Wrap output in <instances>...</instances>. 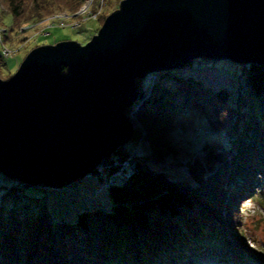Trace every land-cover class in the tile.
Segmentation results:
<instances>
[{
  "label": "trees",
  "instance_id": "1",
  "mask_svg": "<svg viewBox=\"0 0 264 264\" xmlns=\"http://www.w3.org/2000/svg\"><path fill=\"white\" fill-rule=\"evenodd\" d=\"M85 1L0 0V11L17 23L60 8L74 12ZM99 1L95 0L93 9ZM105 16L99 17L100 25ZM2 62L0 55V76ZM244 65L250 94L261 106L260 116L248 113L244 103L234 102L230 88L212 87L181 68L150 73L155 75L153 82L144 86V78H137L142 101L135 113L146 130L149 152L135 157L121 181L108 184L109 207L94 205L79 210L73 219H53L44 190L37 195L13 188L24 200L21 206L12 205L5 211L0 205V264H149L153 260L179 264L190 255L199 256L205 247L212 251H205L195 263L239 259L230 251L237 246L229 243L223 248V227L240 225L242 196L254 191L253 175L264 174V65ZM165 79L173 84H164ZM186 109L203 115L211 133L222 131L228 141H205L199 155L186 161L192 181L171 178L148 164L149 159L160 161L175 152L171 135L178 126V115ZM136 134L132 133L131 141ZM198 137L194 134L191 141ZM126 156L121 146L101 161L110 162L108 177L121 164L116 160ZM214 251H222V257Z\"/></svg>",
  "mask_w": 264,
  "mask_h": 264
},
{
  "label": "water",
  "instance_id": "2",
  "mask_svg": "<svg viewBox=\"0 0 264 264\" xmlns=\"http://www.w3.org/2000/svg\"><path fill=\"white\" fill-rule=\"evenodd\" d=\"M196 58L264 65V0H120L86 43L32 48L0 77V171L55 188L92 173L132 137L137 78Z\"/></svg>",
  "mask_w": 264,
  "mask_h": 264
},
{
  "label": "rangeland",
  "instance_id": "3",
  "mask_svg": "<svg viewBox=\"0 0 264 264\" xmlns=\"http://www.w3.org/2000/svg\"><path fill=\"white\" fill-rule=\"evenodd\" d=\"M90 1H92V5L95 3V0ZM119 2L120 0H100L97 9L91 14L93 16L96 13V16H93L91 19L84 18L88 17V12L84 7H82V13H79V9L74 12H69L65 8H60L42 18L23 20L17 23L12 22L11 16L5 15L4 12L0 11V55L3 61L0 77L8 79L9 75H12L16 71L26 54L40 44L55 43L66 39L77 40L82 44L86 43L100 28L99 17L103 14L108 15L111 13L118 7ZM91 4L89 5L92 6ZM101 4L102 6H100ZM65 12L74 19L71 18L70 20L64 21V24H66H63L64 26L57 25L52 28L48 27L49 17H52L54 21L56 20V22L60 23L59 17L53 16L59 14L65 15ZM52 18L51 20H53ZM5 52H7L8 57L4 55ZM244 64L230 60L210 62L197 58L179 68L184 69L185 73L192 72L202 77L212 87L225 86L230 88L231 96L235 100L234 102L244 103L248 113H252L253 111L257 116H260L261 106L256 98L250 94L246 83V65ZM154 77V74H147L142 81V85H146ZM162 82L167 85L173 84L171 79H165ZM251 104H254V106L252 107ZM131 112L130 110L126 114L134 126L133 132H137V137L133 141L130 140L124 146L127 150V156L123 159L124 162L120 164L121 161L116 160L122 169L121 177H114V181L117 182L121 181L122 177L129 171L137 155L147 154L149 152L147 142L144 138L146 130L136 113ZM190 113L189 109H186L180 112L177 117L179 123L171 135L175 152L165 156L160 161L148 160V164L151 167L166 171L169 177L188 181H192V179L189 175L188 163L186 161L192 160V157L199 155L200 148L205 141L219 139L223 143L228 144L227 137L222 131L199 136L197 138L198 140L191 141V138L193 139L194 136L195 126L207 128L210 125L203 115L195 111L192 114ZM180 120L184 121V127H182ZM109 164L110 162L100 163L99 169L94 170L93 173L75 180L62 188L40 185L44 187L40 188L41 191H38L39 188L24 186L25 183L23 184L15 178L8 177L0 171V205H2L1 207H3L4 211L8 210L12 205L21 206L24 200L23 195L21 196L19 193L20 196H18L15 190L13 192V188H18L22 193L26 191L37 195H41L43 193L42 190H44L46 207L53 219H73L79 210L94 205L109 207L110 197L107 192L109 177L106 175ZM263 175V172L255 173L250 180L254 191H248L242 196L240 203V225L228 230L223 227V248L225 247L224 249H226L229 243L233 247L234 245L237 246L236 248H231L230 251L237 253V256L240 258L234 260V262L223 261L222 264H264ZM205 248L206 250L201 251L199 256L190 255L185 262L179 264H197L194 262L195 260L199 257H204L206 252L212 251V248L211 250L210 248ZM216 251H214V255L221 258L223 252ZM152 263L158 264L159 260L149 262V264Z\"/></svg>",
  "mask_w": 264,
  "mask_h": 264
},
{
  "label": "built area",
  "instance_id": "4",
  "mask_svg": "<svg viewBox=\"0 0 264 264\" xmlns=\"http://www.w3.org/2000/svg\"><path fill=\"white\" fill-rule=\"evenodd\" d=\"M90 1V0H89ZM88 0L87 1H85L84 3H83V5L79 8V13H82L81 11H82V7H84V9H86L87 10V12H88V17H84L85 19L86 18H89V19H91L93 16H96L95 14L92 16L91 14H93V11L95 10V9H93V5L91 4V2L92 1H90L89 2ZM89 4H91L92 6H90ZM98 5H99V3H98ZM89 6H90V8H89ZM100 6H102V4L100 5ZM81 9V10H80ZM77 11V12H78ZM96 12H98V11H96ZM89 16H91V17H89ZM53 17H59V20H60V23H62V24H60L59 22H56V20L54 21V19L52 18V17H49L50 18V23H49V26L48 27H53V26H57V25H59V26H64V25H66V24H64V21H67V18L69 17V18H73L72 16H70V15H68L66 12H65V15L63 14H59V15H56V16H53ZM51 18L53 19V20H51ZM83 18V19H84ZM74 19V18H73ZM64 24V25H63ZM72 24V23H71ZM73 25V24H72ZM74 26V25H73ZM5 56H7L8 57V55H7V52H5V54H4ZM210 133V129H207V128H205V127H202V126H196L195 127V129H194V134H195V137L196 136H202V135H207V134H209ZM197 152V151H196ZM198 153V152H197ZM195 157V156H194ZM194 157H192V160L194 159ZM121 171H122V169L120 170V171H118V172H116L115 174H121ZM112 175H114V173L112 174Z\"/></svg>",
  "mask_w": 264,
  "mask_h": 264
},
{
  "label": "bare ground",
  "instance_id": "5",
  "mask_svg": "<svg viewBox=\"0 0 264 264\" xmlns=\"http://www.w3.org/2000/svg\"><path fill=\"white\" fill-rule=\"evenodd\" d=\"M87 1V0H86ZM71 18H67V20H70ZM50 23V21H48V24ZM62 26V25H61ZM52 28V27H51ZM67 40V39H66ZM197 59V58H196ZM204 60H212V59H204ZM214 61H218V60H214ZM190 63V62H189ZM65 69V68H64ZM156 73H158V72H156ZM13 75V74H12ZM12 75H9V77H11ZM153 82V80L152 81H150V83H152ZM149 94V89L147 90V93L145 94V96H147ZM142 100L141 99H139V96H138V99L137 100H135L134 101V104H133V107H132V109H131V113H134L135 114V111H136V109H137V107H138V105H139V103L141 102ZM131 121V120H130ZM134 125L136 126V124L134 123ZM130 140H131V138H130ZM129 140V141H130ZM129 141L126 143V144H124V145H121V146H125V145H127L128 143H129ZM120 146V147H121ZM119 147V148H120ZM118 148V149H119ZM124 162V160H122L121 161V164ZM120 166V165H119ZM121 170V167H118L117 168V170H115L113 173H114V175H112L113 173H111L110 174V176H109V179H108V184L110 183V182H112V181H114V177H116V176H119V177H121L120 176V174H115L116 172H118V171H120ZM122 172V171H121ZM91 174V173H90Z\"/></svg>",
  "mask_w": 264,
  "mask_h": 264
}]
</instances>
